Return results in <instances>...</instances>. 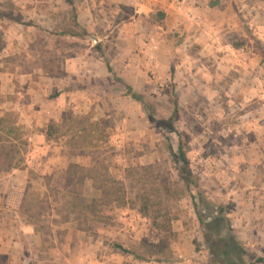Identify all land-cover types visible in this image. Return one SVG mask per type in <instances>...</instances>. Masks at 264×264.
<instances>
[{
	"label": "rangeland",
	"instance_id": "obj_1",
	"mask_svg": "<svg viewBox=\"0 0 264 264\" xmlns=\"http://www.w3.org/2000/svg\"><path fill=\"white\" fill-rule=\"evenodd\" d=\"M2 86L25 165L0 171V264H212L208 205L264 264V0H0Z\"/></svg>",
	"mask_w": 264,
	"mask_h": 264
},
{
	"label": "trees",
	"instance_id": "obj_2",
	"mask_svg": "<svg viewBox=\"0 0 264 264\" xmlns=\"http://www.w3.org/2000/svg\"><path fill=\"white\" fill-rule=\"evenodd\" d=\"M106 67L110 74H114L109 64H107ZM126 89L134 101L142 104L146 108L144 97L137 94L131 87L126 86ZM177 107L178 100L176 99L175 112L173 116L169 120L159 123V127L164 133H166L165 140L168 151L179 165L180 179H182L187 186L190 187L193 184V174L191 171L190 160L182 145L179 146L177 152L174 151L172 145L171 135L175 133L179 136V133L174 126V118L177 113ZM150 119L154 121L152 116H150ZM4 123H7L6 120L0 119V171L5 170L8 172L11 170H19L25 165V160L22 158L18 160L17 157L20 152L17 145L18 141H22V137L25 135L17 124H12L7 128L4 127ZM23 141V145L29 148L30 140L26 138ZM12 153L15 155L13 156ZM3 167L5 168L3 169ZM206 209H208L211 214L207 220H204L200 214L197 215L203 232L204 241L208 245L211 257L215 258L212 264H244L242 256H246L247 252L234 236V230L231 226L230 220L226 216L225 210L223 208L215 209L209 205L206 206ZM125 252L129 254V252ZM132 255L137 260H142L141 257L135 254ZM218 256L221 258L218 259ZM258 263H262L261 260L253 264Z\"/></svg>",
	"mask_w": 264,
	"mask_h": 264
},
{
	"label": "crops",
	"instance_id": "obj_3",
	"mask_svg": "<svg viewBox=\"0 0 264 264\" xmlns=\"http://www.w3.org/2000/svg\"><path fill=\"white\" fill-rule=\"evenodd\" d=\"M4 79L7 80V81L4 82V86L6 87L5 88V94H9L10 92L13 91V89H17V86L14 85L15 78L13 76L9 80L10 82H13V89L8 85V78L4 77ZM16 81H18V80H16ZM0 90L3 93L4 87L3 86L0 87ZM27 90H29V88ZM28 93H30V92L28 91ZM17 95H22V94L19 92ZM16 172H20V171H15L14 173H16ZM21 175H22V178H20L21 180L13 178V181L9 182L10 186L7 187L8 188L7 193H9L7 198H9V199L6 201V203H8V205L10 207H18L20 202L18 201V205H17V201H16V203H14V200H13L14 199V195H17V196L21 195L23 193L24 189H25V187L23 185V174H21ZM19 181H20V185H18ZM11 196H12L13 199L10 198ZM21 202H22V200H21ZM5 244H7V243L5 242L4 245ZM5 246H6V248H0V258H4V259L6 257L12 255V252H10L11 245L8 244V246L7 245H5ZM8 249H10V250H8Z\"/></svg>",
	"mask_w": 264,
	"mask_h": 264
}]
</instances>
